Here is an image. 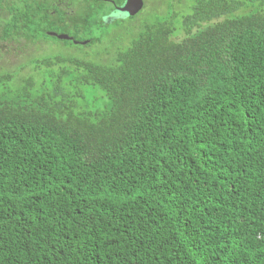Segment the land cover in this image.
<instances>
[{
    "label": "trees",
    "instance_id": "trees-1",
    "mask_svg": "<svg viewBox=\"0 0 264 264\" xmlns=\"http://www.w3.org/2000/svg\"><path fill=\"white\" fill-rule=\"evenodd\" d=\"M84 4L0 77V264H264V0Z\"/></svg>",
    "mask_w": 264,
    "mask_h": 264
},
{
    "label": "flooded vegetation",
    "instance_id": "flooded-vegetation-1",
    "mask_svg": "<svg viewBox=\"0 0 264 264\" xmlns=\"http://www.w3.org/2000/svg\"><path fill=\"white\" fill-rule=\"evenodd\" d=\"M93 1H103L107 2L110 6H113V9L107 15L105 14L104 21L107 23H115L118 20L130 17L129 15L125 17L116 16V14H124L120 8L125 5L127 0H124L122 4V0H0L1 80H4L5 82H18L17 79L20 80L27 72L30 74L31 69L27 68V62L33 56L40 57L43 54V52L39 54L37 50L38 48L39 50L44 49L42 48V44L45 45L46 41L54 40L60 44L68 42L59 41L49 35L56 34L72 37L68 33L59 32L55 29L63 25V21L59 22V15L62 14L65 21L71 22L72 11L70 8L72 6L74 7L79 4L86 6V4H84L85 2H90L92 4ZM142 1L143 9L138 14L145 13V11L151 6L154 11H158V14L162 15V9L165 4L164 0ZM44 25L46 27L44 34L47 38L37 36L42 35ZM28 31H30L35 38L33 39L32 37L29 43L26 38V33ZM31 49L35 50L36 53L32 52ZM46 50H49V48L47 47ZM11 62L12 65H10ZM15 75H17L15 78H9Z\"/></svg>",
    "mask_w": 264,
    "mask_h": 264
},
{
    "label": "rangeland",
    "instance_id": "rangeland-1",
    "mask_svg": "<svg viewBox=\"0 0 264 264\" xmlns=\"http://www.w3.org/2000/svg\"><path fill=\"white\" fill-rule=\"evenodd\" d=\"M180 2V0H164V7L162 9V15L165 16L167 13H169V8L170 5H173L174 10L175 11H179L181 9V6H179L180 4H178ZM151 9L148 8L147 11H145V14L143 15V17H148L150 15ZM128 13H120V14H116L117 17H125L127 16ZM182 37V35L179 37V39ZM106 45L102 48H98V49H94V50H89V51H85L86 49H84L83 47L79 48L78 46L74 45L69 47L68 45H63L60 44L54 40L51 41H46L45 45L49 48V50H46V46L44 44H42V48L37 50V52L42 53V55L47 54L49 56H53V55H58V54H66L68 57H79L81 59H85V60H94L96 58H101L100 53L99 52H104V49L108 46V43H105ZM113 47V46H111ZM32 52L36 53L35 50L31 49ZM67 50V52L65 51ZM102 50V51H101ZM10 65H12V62L10 63ZM28 75V72L26 73L25 76Z\"/></svg>",
    "mask_w": 264,
    "mask_h": 264
},
{
    "label": "water",
    "instance_id": "water-1",
    "mask_svg": "<svg viewBox=\"0 0 264 264\" xmlns=\"http://www.w3.org/2000/svg\"><path fill=\"white\" fill-rule=\"evenodd\" d=\"M143 9V1L142 0H127L125 5L120 8V10L124 13H128L129 16H135ZM55 39L59 41H70L74 43V45H86L88 42H79L74 40L73 37H69L67 35H56V34H49Z\"/></svg>",
    "mask_w": 264,
    "mask_h": 264
},
{
    "label": "bare ground",
    "instance_id": "bare-ground-1",
    "mask_svg": "<svg viewBox=\"0 0 264 264\" xmlns=\"http://www.w3.org/2000/svg\"><path fill=\"white\" fill-rule=\"evenodd\" d=\"M141 12V11H140ZM122 19V18H121Z\"/></svg>",
    "mask_w": 264,
    "mask_h": 264
}]
</instances>
